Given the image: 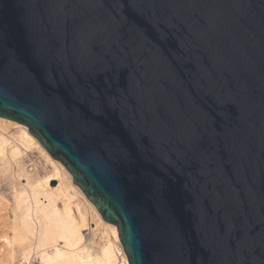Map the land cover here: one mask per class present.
Wrapping results in <instances>:
<instances>
[{"label":"water","instance_id":"water-1","mask_svg":"<svg viewBox=\"0 0 264 264\" xmlns=\"http://www.w3.org/2000/svg\"><path fill=\"white\" fill-rule=\"evenodd\" d=\"M0 116L129 264H264V0H0Z\"/></svg>","mask_w":264,"mask_h":264},{"label":"bare ground","instance_id":"bare-ground-1","mask_svg":"<svg viewBox=\"0 0 264 264\" xmlns=\"http://www.w3.org/2000/svg\"><path fill=\"white\" fill-rule=\"evenodd\" d=\"M0 179L8 190L10 226L0 234L6 264H129L116 225L101 218L65 166L26 125L1 116ZM82 225L88 236L79 234Z\"/></svg>","mask_w":264,"mask_h":264},{"label":"rangeland","instance_id":"rangeland-1","mask_svg":"<svg viewBox=\"0 0 264 264\" xmlns=\"http://www.w3.org/2000/svg\"><path fill=\"white\" fill-rule=\"evenodd\" d=\"M22 179H23V177L18 178L17 181L22 180ZM5 183H6L5 180L0 179V187L4 185L3 187L0 188V200H2V201H0V234H2V232L7 231L8 227L10 226V223H9L10 220H9V216H8V212H7L8 211V209H7L8 206L6 204V209H5V206H4L5 205V201H7L5 199H7V198H2V197H8V194H7L8 190H6L4 188L5 187ZM54 183L55 182H53V184ZM2 188H4V189H2ZM2 258H0V264H2V262H3V264H6L4 262L5 261L4 258L3 259ZM29 264H38V263H37V261L35 259H31Z\"/></svg>","mask_w":264,"mask_h":264},{"label":"built area","instance_id":"built-area-1","mask_svg":"<svg viewBox=\"0 0 264 264\" xmlns=\"http://www.w3.org/2000/svg\"><path fill=\"white\" fill-rule=\"evenodd\" d=\"M79 234L82 236H88L90 232V228L87 225H82L78 228Z\"/></svg>","mask_w":264,"mask_h":264}]
</instances>
